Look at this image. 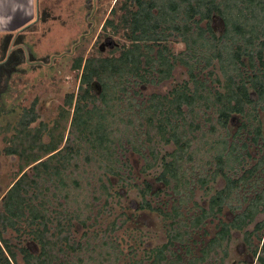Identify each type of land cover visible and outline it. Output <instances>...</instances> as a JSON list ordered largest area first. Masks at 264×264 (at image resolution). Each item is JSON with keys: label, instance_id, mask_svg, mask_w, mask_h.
Segmentation results:
<instances>
[{"label": "trees", "instance_id": "trees-1", "mask_svg": "<svg viewBox=\"0 0 264 264\" xmlns=\"http://www.w3.org/2000/svg\"><path fill=\"white\" fill-rule=\"evenodd\" d=\"M112 15L106 20V28L110 25L115 34L123 31L131 42L112 55L79 56L73 65L81 71L79 91L67 94L54 126L48 128L41 122L40 126L33 127L38 120L33 105L24 111L18 122L14 144L3 150L5 154L19 156V174H22L0 205V264L17 261V254L4 232L8 228L19 230L22 222L31 227L30 231L41 245L39 254L27 246L20 248L26 264H56L61 255H74L82 260L81 249L88 251L92 239L87 238V246L71 239L72 220L79 216L78 212L54 209L53 197L56 204L63 205L60 197L67 201L69 192L63 194L62 189L70 183L80 186L72 173L80 167L81 160L86 165L94 162L101 171L97 178L100 194L94 196L95 200L113 195L112 177L124 179L117 154L121 135L119 128L114 127L119 119L127 127H144L150 160L143 170L161 167L155 181L177 195L167 210L149 199V196L159 195L161 190H154L153 182H143L139 188L140 208L154 210L164 220H169L167 240L150 250L147 260L134 259L129 264H224L233 233L241 231L245 232L244 240L250 246L253 237L262 241L254 246L253 254L264 264V184L260 188L264 180V153L254 164L244 166L239 145L228 138L229 124L237 115H242L241 128L248 129L254 143L263 136L262 120L255 110L264 108V0H117ZM217 16H221L225 25L220 37H216L212 26ZM203 21H206L204 27L200 25ZM171 37L185 41L190 49L185 53H193L191 57L197 56L199 48L208 44L216 49L211 55L203 56L206 63L200 66L197 57L190 61L175 54ZM117 47L114 45L115 49ZM214 55L232 64L233 68L231 65L229 68L236 71L224 70L221 64V76L215 68H210L208 78H200V71L213 66ZM244 55L248 56L249 63L241 69V64L245 65ZM178 62L187 66L189 80L177 84L168 94L155 93L146 101L136 103L134 117L125 120L115 113L116 100L123 97L119 91L127 94L132 83L168 80L173 77ZM147 74L154 77L148 78ZM215 82L219 86L215 87ZM133 105L129 102L131 108ZM209 110L213 115L207 116ZM202 115L209 121L208 130L202 128ZM251 117L258 118V124H252L253 128L249 129ZM67 129L69 134L64 143ZM126 129L128 133L129 128ZM221 129H225L227 135L219 134ZM214 135L218 138L212 141ZM242 146L246 148V142ZM133 147L141 151L137 145ZM165 147L168 149H163ZM246 153L250 154L248 150ZM33 163L32 173L24 171ZM240 166L239 176L230 174V171L237 173ZM196 169L199 174L195 179ZM219 178L225 180L223 187L210 194L207 205L201 204L190 184L209 191L213 187L211 183ZM68 179L71 182H67ZM55 183L61 195L54 192L52 197L48 190ZM190 201L193 206L187 208ZM225 206L234 212L232 217L220 220L216 233L203 242L200 253L195 254L190 244L194 234L203 229L208 220L220 217ZM252 224L253 229L248 230ZM117 228V223L112 222V229ZM102 237L103 246L116 247L104 235ZM177 244L185 248L186 257L179 247L175 249ZM106 253L110 252L106 250ZM65 262L75 264L71 260Z\"/></svg>", "mask_w": 264, "mask_h": 264}, {"label": "rangeland", "instance_id": "rangeland-1", "mask_svg": "<svg viewBox=\"0 0 264 264\" xmlns=\"http://www.w3.org/2000/svg\"><path fill=\"white\" fill-rule=\"evenodd\" d=\"M116 1L5 0L4 3V0H0V205L6 192L22 174H19V156L5 154L3 150L7 145L14 144V134L18 131V122L24 111L34 105L38 112V120L32 126H40L42 122L47 124L48 128H52L59 117L67 94L79 91L81 71L73 68L76 59L79 56L86 58L88 55H112L118 53L117 50L124 44L128 45L131 42L123 31L115 34L110 25L106 28V20L113 16L112 8L116 5ZM200 25L204 27L206 21L201 22ZM212 26L216 37H220L225 29L221 16L215 17ZM194 30L198 31V28ZM213 40L220 43L216 38ZM114 45L118 47L115 49ZM186 46V42L180 37H171V47L175 54L179 53L184 59L190 61H194L197 57L200 66L206 63L203 56L211 55L216 49L214 45L208 44L199 48L197 56L191 57L193 53H185L190 51ZM217 46L221 47V44ZM243 60L245 65L241 64V69L249 63L247 55L243 56ZM212 61L213 66L200 71V78H208L207 71L210 68H215L221 76L223 72L220 69L221 64L225 66L224 70L230 65L233 68V65L225 62L224 59L221 61L219 55H214ZM234 71L236 70L230 69V72ZM153 75L147 74L148 78L154 77ZM186 80H189L187 66L178 62L173 77L168 80L161 83L151 81L143 84L132 83L128 87L127 94L119 91L123 97L116 100L114 111L125 120L134 117V111L137 110L136 103L146 101L155 93L168 94L177 84ZM213 84L215 87L219 86L218 82ZM129 102H132V105L134 103L132 108ZM255 112L258 113V118L262 120L263 125V136L257 144L251 140L252 134L248 129L241 128L242 115H237L229 124L228 138L239 145L245 160L244 166L254 164L264 153L262 144L264 142V108L257 107ZM209 114L213 115L211 110L208 111L207 116ZM205 118V115H202L200 120L203 124L202 128L208 130L210 125ZM258 118L251 117L249 129L253 128L252 124H258ZM116 121L114 127L119 128L121 135L117 150L120 158L118 165L124 179L121 180L112 175L113 195L108 199L95 200L94 196L100 194L97 178L101 171L96 168L94 162L86 165L87 163L83 160L79 162L80 167L72 173L80 181V186L75 187L73 183H70L62 189L63 194L69 192L67 201L60 197L63 205L56 204L53 197L54 192L61 195L57 183L51 184L48 190L53 197L54 209L78 212L79 216L72 220L71 239H76L84 246H87V238L92 239V245L88 251L85 248L81 249L82 260L79 261L74 255H61L56 264H66L65 261L68 260L75 261V264H129L134 259L147 260L150 250L167 240L169 220H164L154 210L140 208L142 198L139 188L145 180L153 182L154 190L161 191L157 196H149V199L154 205L163 206L167 210H170L171 203L177 195L163 183L155 181L161 167L147 172L143 170L147 160H150L143 133L144 127L133 125L127 127V124L120 123V119ZM126 128H129L131 132L125 133ZM68 129L65 132L64 143L69 134ZM219 134L227 135L225 129H221ZM215 138L218 136L214 135L212 141ZM244 142L247 144V149L242 146ZM135 145L140 148V152L134 149ZM163 149L166 150L168 147ZM205 149L204 146L203 153ZM246 150L250 152L249 155ZM202 156L206 158V155ZM34 164L29 165L24 171L28 170L32 173ZM203 164L205 165V160ZM187 166L191 170V165ZM241 166L237 173L230 171V174L239 176L242 172ZM198 174L199 170L196 169L193 178L196 179ZM67 182L71 180L68 179ZM224 183L225 180L219 178L216 183H211L213 187L209 191L195 187V184H190V187L195 188L196 199L201 204L207 205L210 194L222 188ZM46 184H48L46 186L50 185L48 182ZM262 184L264 180L260 188ZM248 194L251 195V192ZM192 206L193 203L190 201L187 208ZM233 213L229 206H225L220 217L208 220L205 227L194 234V241L190 244L195 254H199L202 243L216 233L220 220H229ZM55 215L56 213L53 212L54 218ZM61 216L64 217V213H61ZM114 221L118 225L115 230L112 229ZM18 227L19 230L8 228L4 236L17 254V261L13 263L26 264L20 248L27 246L33 253L39 254L41 245L34 238L30 231L31 227L26 222L20 223ZM253 227L254 224L247 229L252 230ZM102 235L116 247L103 246ZM244 237V231L233 233L229 242V255L224 264H260L253 254V248L262 241L259 242L253 237V245L250 246L245 242ZM177 247L186 257L185 248L180 247V244H177L175 249ZM106 250L110 253L107 254Z\"/></svg>", "mask_w": 264, "mask_h": 264}, {"label": "crops", "instance_id": "crops-1", "mask_svg": "<svg viewBox=\"0 0 264 264\" xmlns=\"http://www.w3.org/2000/svg\"><path fill=\"white\" fill-rule=\"evenodd\" d=\"M4 3H5V0H4ZM7 4V3H6ZM6 4H4V5H6Z\"/></svg>", "mask_w": 264, "mask_h": 264}]
</instances>
